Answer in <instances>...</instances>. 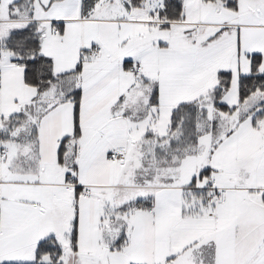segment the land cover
I'll return each mask as SVG.
<instances>
[{"label":"snow or ice","instance_id":"snow-or-ice-1","mask_svg":"<svg viewBox=\"0 0 264 264\" xmlns=\"http://www.w3.org/2000/svg\"><path fill=\"white\" fill-rule=\"evenodd\" d=\"M0 264H264V0H0Z\"/></svg>","mask_w":264,"mask_h":264}]
</instances>
